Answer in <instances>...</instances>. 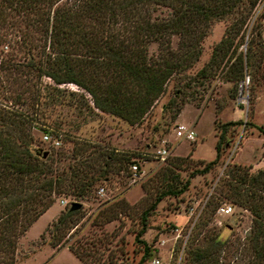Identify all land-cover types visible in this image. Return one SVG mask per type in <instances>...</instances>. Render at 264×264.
Instances as JSON below:
<instances>
[{
  "label": "trees",
  "instance_id": "trees-1",
  "mask_svg": "<svg viewBox=\"0 0 264 264\" xmlns=\"http://www.w3.org/2000/svg\"><path fill=\"white\" fill-rule=\"evenodd\" d=\"M55 1L0 0V6L22 11L25 16L32 13L33 17L27 20L35 24L38 32L37 44L32 43L28 30L19 33L15 40L21 59L12 62V66L24 79H17L19 83L23 81L21 88L8 87L6 101H0V253L4 257L0 264H14L18 238L56 196L87 197L94 183L106 176L108 167L118 171L131 162L130 154L108 148L96 150L95 157H100L102 162L95 163L97 160L90 155L92 149L86 152L87 147L81 145L78 150L73 147L69 158L72 162L59 166L67 158L65 153L53 146L41 147L40 139L33 133L36 127L44 133L54 131L43 114L33 109L39 100L74 102L79 110L93 113L99 110L135 124L164 92L168 80L174 78L172 96L162 105L169 110L173 121L184 103V88L191 81L201 84L199 81L222 73L238 87L245 75L251 81L261 75L258 73L263 57L259 31L247 41L245 51L235 52L238 46L235 40L241 38L242 25L258 0H77L53 6ZM162 7L164 14L160 15L157 11ZM228 16L235 18L213 45L208 60L193 75H186L198 60L202 41L212 23ZM173 36H177L175 46ZM151 42L156 43L155 53L148 49ZM29 77L36 78L40 84L31 97L25 94L24 83ZM44 77L50 79L49 84L43 82ZM67 83L76 85L77 89H68L64 86ZM23 104L28 106L22 109ZM239 124L253 125L248 120L214 119L215 156L195 167L192 175L213 168L223 148L230 144L228 132ZM257 128L264 133L263 126ZM188 159V155L172 158L164 172V183L157 187L152 201L139 216L135 240L141 244L142 254L137 264H144L152 255V248L141 237L147 228V216L163 197L178 196L189 184V176L183 179L169 166L179 168ZM215 189L203 211L205 221L220 203L228 201L249 211V230L237 245L228 238H220L219 231L204 233L199 242L196 235L200 231H196L187 239L178 264H264V166L252 169L250 164L230 163ZM77 213V210H61L46 227L53 247L66 244L64 234L78 221ZM115 216L116 213L110 212L104 220ZM199 224L203 225L198 223L196 227ZM66 245L80 260L90 264L89 251L84 254L85 249L78 250L71 243ZM84 246L89 250L88 244ZM229 246H233L231 262L224 256Z\"/></svg>",
  "mask_w": 264,
  "mask_h": 264
},
{
  "label": "rangeland",
  "instance_id": "rangeland-1",
  "mask_svg": "<svg viewBox=\"0 0 264 264\" xmlns=\"http://www.w3.org/2000/svg\"><path fill=\"white\" fill-rule=\"evenodd\" d=\"M75 1L77 0H56L53 6ZM0 8L3 15L0 21V101L5 102L7 88H21L23 81L19 83L17 79H24L12 66V62L21 59L17 49L18 42L15 40L18 39L19 33L28 30L32 35V43L37 44L38 39L35 36L37 37L38 32L35 31V24L27 20L32 13L25 16L22 11L4 4H1ZM157 13L163 15L164 7ZM234 18L228 16L212 23L209 33L202 41L199 58L186 71V75H193L194 71L208 60L213 45L220 40L225 27ZM256 31L260 32L263 56L258 71L260 78L251 81L245 75L238 87H235L231 80L225 79L222 73L199 81L201 84L191 81L189 86L184 88V103L173 121L170 119L169 110L166 107L163 109L162 105L172 96L176 80L174 78L168 80L164 92L156 99L144 118L135 124H128L107 112L79 110L74 102L66 104L39 100L33 106L31 101L33 109L42 113L43 118L54 129L49 134L60 140L59 145H51L42 139L44 132L36 127L33 128V133L40 139L39 145L43 148L53 146L67 156L59 162V166L65 167L69 160L72 162L73 159L69 158L72 156L73 147L78 150L81 145L87 147L86 152L92 149L90 155L97 160L95 163L102 162L100 157H95L98 149L106 151L108 148H112L116 153L130 154L131 162L118 171L108 167L106 176L94 183L87 197H74L69 194L56 196L48 209L18 238L14 264H86L68 249L67 243L75 245L78 250L85 249L84 254L89 251L90 264H137L142 254V246L135 240L139 229V216L152 201L157 187L164 183V172L167 171L168 163L173 157L187 155L189 159L185 163L182 161L183 164L179 168L169 166L183 179L189 176L187 189L178 196L163 197L147 216V228L141 237L152 248V255L144 264H152L154 257L159 259L160 264H178L187 239L196 231H200L196 235L199 242L204 233L207 235L212 231H219L220 238H228L235 242L234 245L243 240L250 226L249 211L228 201L220 203L216 210L207 216V221L203 217V211L210 196L216 191L215 185L228 164H250L252 169L264 166V133L257 128L258 125L264 127V0H258L250 10L240 30L241 38L235 40L238 41L235 52L245 51L247 41ZM176 40L177 36H173V46L176 45ZM8 41L11 43L9 46ZM148 49L155 53L156 43L151 42ZM42 80L44 83H50V79L46 77ZM24 84L27 89L25 94L30 97L36 92V88H40L38 80L34 77H29ZM64 86L77 89L76 85L71 83ZM39 98L43 99L41 95ZM64 99L67 101L68 96L65 95ZM27 106L23 104L20 107L24 109ZM214 119L248 120L253 125H236L228 132L230 144L223 148L213 168L206 173L192 175L191 171L195 167H201L215 156ZM37 121H40L39 117ZM179 124L192 129L193 138H187L184 134L177 135L175 130ZM162 147L167 149L163 156L156 152ZM133 164H136V169L132 168ZM72 201L81 203L79 208L74 209L78 211V221L65 232L63 238L66 244L55 248L49 242L46 227L61 210L69 209ZM225 205L231 206L229 212L225 213L219 209ZM110 212L116 213V216L105 221ZM198 223L203 225L196 227ZM41 233H44V239L40 238ZM87 244L90 246L89 250L84 246ZM232 247L225 248L224 252L225 258L230 262L234 258ZM3 261L4 257L0 253V263Z\"/></svg>",
  "mask_w": 264,
  "mask_h": 264
},
{
  "label": "built area",
  "instance_id": "built-area-1",
  "mask_svg": "<svg viewBox=\"0 0 264 264\" xmlns=\"http://www.w3.org/2000/svg\"><path fill=\"white\" fill-rule=\"evenodd\" d=\"M176 134L177 135H182L184 134L187 138H193V135H194V131L192 129H187L183 124H179L177 125L176 127V130H175ZM42 139L45 140V141H48L50 142L51 145L53 146H57L59 145V142L60 140L58 138H54L52 137L49 133L45 132L42 134ZM166 151L167 149L165 147H162V148H158L156 150L157 154H160V155H164L166 154ZM132 168L133 169H136V164H133L132 165ZM65 200H62V202H64ZM222 212H229L231 210V206L230 205H225V206H221L219 208ZM151 263L152 264H160V261L158 258L154 257L152 260H151Z\"/></svg>",
  "mask_w": 264,
  "mask_h": 264
},
{
  "label": "water",
  "instance_id": "water-1",
  "mask_svg": "<svg viewBox=\"0 0 264 264\" xmlns=\"http://www.w3.org/2000/svg\"><path fill=\"white\" fill-rule=\"evenodd\" d=\"M81 206V203L80 202H77V201H72L70 203V206H69V209L70 210H74L76 208H79Z\"/></svg>",
  "mask_w": 264,
  "mask_h": 264
}]
</instances>
